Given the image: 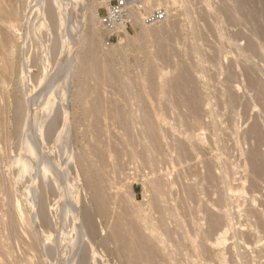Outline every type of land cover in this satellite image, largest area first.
<instances>
[{
  "label": "bare ground",
  "instance_id": "obj_1",
  "mask_svg": "<svg viewBox=\"0 0 264 264\" xmlns=\"http://www.w3.org/2000/svg\"><path fill=\"white\" fill-rule=\"evenodd\" d=\"M98 1L0 0V264H264V149L227 142L264 58V0H156L164 21L134 13L144 44L110 48Z\"/></svg>",
  "mask_w": 264,
  "mask_h": 264
},
{
  "label": "rangeland",
  "instance_id": "obj_2",
  "mask_svg": "<svg viewBox=\"0 0 264 264\" xmlns=\"http://www.w3.org/2000/svg\"><path fill=\"white\" fill-rule=\"evenodd\" d=\"M6 1V2H5ZM9 1V2H8ZM18 1V2H17ZM22 1H26V0H3V4H5V5H9L10 6V3H11V5L13 4V3H16V5H20L21 4V2ZM92 1V0H91ZM97 1V0H96ZM216 1L217 0H212V2H213V4H214V6H215V8H217L218 6H220L219 5V0H218V2L216 3ZM99 2V1H98ZM9 3V4H8ZM216 5H217V7H216ZM4 6V5H3ZM98 8H99V6H98ZM219 8V7H218ZM31 11V12H30ZM98 11H99V9H98ZM88 12V11H87ZM27 13H29V15L32 13V10H28V12ZM77 13H80L79 11H78V9H77ZM1 14V16L2 17H4V18H8V15L7 14H5L4 12H2V13H0ZM4 14V15H3ZM78 15H80V14H78ZM173 19H174V16L172 17ZM171 18V19H172ZM81 19H83L82 17H79L77 20H79V21H77V25L78 26H80L81 27V22L83 21V20H81ZM80 20H81V22H80ZM80 22V23H79ZM7 27H6V26ZM9 25L6 23V24H4V27L5 28H2V30H4V32H7L9 29V31L7 32V35L9 36V34L10 35H15V33L16 34H19L20 33V31H19V25L17 24H15V23H13V25H12V27H8ZM14 26H15V28H14ZM18 26V27H17ZM90 26V21H88V20H84L83 21V27H84V29H87L88 27ZM13 30H12V29ZM233 29V28H232ZM15 30V31H14ZM237 29L236 28H234V32L236 31ZM11 31V32H10ZM137 31H138V29L136 28V30L134 31V32H131L130 34H131V36H133V38L135 39L134 41H135V43H136V45L137 46H139V47H141V45H143L144 44V38H138V33H137ZM9 33V34H8ZM13 33V34H12ZM212 33H214V31L212 32ZM101 34H102V37H103V40L105 41V44H106V46H105V48H110V47H112V46H110V45H118L119 43H121V44H123L124 46H129L128 44H130L131 42L130 41H128V40H126V38L125 37H122V38H120L119 40H118V42H115L114 44H110V45H108L107 44V42H106V39H105V32L103 33V31H101ZM208 34V35H207ZM211 33L209 32H206V37L207 38H210V36L212 35H210ZM5 37H7V35H6V33L5 34H3ZM155 41V39H153V42ZM7 40L5 41V43L4 42H1L0 44H2V45H0V74L2 73L3 75H1V76H4L5 75V73H3V71H5L4 70V66L6 67V65H3V64H6V61H7V59L9 58L8 56H9V52H8V47L7 46H9V43H8V45H7ZM128 42H130V43H128ZM206 42V43H205ZM204 42V44H206L207 45V43H208V41L206 40ZM240 43L241 42H243L244 43V45H245V43H246V41H245V39L243 40V39H241L240 41H239ZM132 43H133V41H132ZM5 44V45H4ZM242 44V43H241ZM264 43H262V47H264V45H263ZM131 45V44H130ZM243 45V44H242ZM132 46V45H131ZM130 46V47H131ZM231 46V45H230ZM129 48V47H128ZM132 48V47H131ZM231 48V47H230ZM230 48H228L229 49V53H227L225 56L223 55L222 56V62H223V64L225 65H227V63H230L232 60H233V58L232 57H234V53L232 52L233 50L232 49H230ZM130 49V48H129ZM209 49V48H208ZM263 49V48H262ZM261 49V50H262ZM231 50V51H230ZM261 50H259V52L261 51ZM208 51V50H207ZM263 51V50H262ZM210 52V50L206 53V54H208ZM258 52V51H257ZM264 52V51H263ZM136 53V54H135ZM135 53H132V51H130V50H127L126 52H125V54L124 55H126L127 57H128V59H127V57H126V60H124V61H127L128 63H131V65H132V63L134 64L135 63V61H138L139 60V62H137V63H140L141 61L143 62V60L144 59H146L145 57H146V55L144 54V53H140V52H135ZM233 53V54H232ZM210 54V53H209ZM212 54V53H211ZM232 54V55H231ZM136 55V56H135ZM260 54L258 53V56H256L255 58H254V60L253 61H251L252 62V65L253 66H255V67H253L252 65V67L254 68V69H256V67L258 68V71H262V72H264L263 70H264V58H262V56L260 55ZM6 56V57H5ZM209 56V55H208ZM4 57V58H3ZM231 59V60H230ZM257 59V60H256ZM141 62V63H142ZM254 62V63H253ZM257 62V63H256ZM2 63V64H1ZM136 64V63H135ZM259 66H258V65ZM207 65H208V63H207ZM229 65V64H228ZM263 66V67H262ZM123 67V66H122ZM121 67V72L122 73H127V69H125L124 67V70H126V71H124L123 70V68ZM135 67V66H134ZM261 67V68H260ZM76 68H77V65H76ZM260 69V70H259ZM257 70V69H256ZM258 71H254L255 72V74H256V77H254V79L252 78H250V80H248V82H249V84H247V86H246V83H245V86L243 85V84H241V86L239 87V88H241V90L240 89H237L238 90V94H239V96L241 97V96H244L243 98L245 99H243V103H247V104H243L242 105V107H241V109H240V115L239 114H237L238 116H237V118H236V127H237V129H238V132H237V129H236V132H237V135H236V133L234 134V132H233V135H232V133H230V135L228 136V145H230L231 146V144H233V146H231V147H233V148H235L236 147V145H238L239 143V140L241 141L242 139L244 140H242L241 142L242 143H240V148H237V150H239V149H241V150H239V153H240V155L242 156H240L239 155V153H237L236 154V152H238V151H236L235 149H234V154L233 155H237V157L238 158H243V157H245L246 158V156L247 157H249L250 156V152H252L254 149H256L257 147H263V149H264V138H262V137H260V135L261 134H259V135H256L257 133L255 132L254 133V131H253V129L254 128H256L257 126L255 125V124H259L260 126H261V129H262V131L264 130V118H263V116H262V114H264V91H262V90H264V88L261 86L262 85V83H259V85L261 86H259L258 87V85H255V84H257L258 82H260V81H262L263 82V84H264V77H261V75H260V73L258 72ZM256 72H258V74H259V76H257L258 74L256 73ZM258 77L260 78V80L258 81ZM2 77H0V79H1ZM257 78V79H256ZM256 79V80H255ZM254 80V81H253ZM251 81V82H250ZM253 81V82H252ZM258 81V82H257ZM247 82V83H248ZM254 82H256V83H254ZM240 83H242V82H240ZM250 83H251V85H250ZM2 87V85L0 84V88ZM245 87V88H244ZM249 87V88H248ZM256 87V89H254ZM258 88V89H257ZM244 89V90H243ZM246 89V90H245ZM249 89V90H248ZM259 89H261L260 91H255V90H259ZM262 92V93H261ZM247 93V94H246ZM251 93H252V95H251ZM261 95H260V94ZM243 94V95H242ZM249 96V97H248ZM251 96V97H250ZM257 98V99H254V98ZM217 103V105H215L216 107H215V109H219V106H218V104H219V102H217L216 100H213V103H215V102ZM251 102H255L254 104L253 103H251ZM260 102V103H259ZM1 103H3L1 100H0V107H1ZM263 103V104H262ZM253 104V105H252ZM259 104V105H258ZM261 105V107H259ZM72 106V107H71ZM73 106H75V105H70V109L73 111L74 109V107ZM255 106V107H254ZM244 107V108H243ZM258 107V108H257ZM243 109V110H242ZM263 110V111H262ZM3 111V109L1 108V112ZM261 111H262V114H261ZM246 112V113H245ZM243 114V115H242ZM252 114V115H251ZM2 116H4L5 117V115H4V113H0V118H1V120H2ZM241 116V117H240ZM249 116V117H248ZM259 116H260V118H259ZM238 117L240 118L239 119V121H238ZM243 117V118H242ZM245 117V118H244ZM257 117V118H256ZM247 118V119H246ZM261 118H262V120H261ZM251 119V120H250ZM254 119H255V121H254ZM247 120H249V121H247ZM258 120H259V122H258ZM239 122V123H238ZM238 124H240L241 126L238 128ZM262 125H263V127H262ZM247 127V128H246ZM259 127V126H258ZM242 128V129H241ZM249 128V129H248ZM251 128V129H250ZM259 129H260V127H259ZM260 129V130H261ZM246 132H245V131ZM250 130H251V132H250ZM260 130H259V132H260ZM212 131V128L210 127V126H208V125H205V130H204V133L206 132L207 133V135H208V132H209V135H210V132ZM230 132H232V131H230ZM243 132V133H242ZM241 133V134H240ZM246 133V134H245ZM253 133V134H252ZM255 134V135H254ZM208 135V136H209ZM264 135V134H263ZM239 136V137H238ZM249 136H250V138H249ZM253 136V137H252ZM257 136L258 137H260L259 139L257 138ZM229 137H230V140H229ZM255 137V138H254ZM240 138V139H239ZM246 138V139H245ZM263 139V141H262V139ZM235 139H237V144L234 142V143H230V142H233V141H235ZM248 139V140H247ZM258 139V143H257V140ZM222 140H224V139H222ZM232 140V141H231ZM260 140L262 141L261 143H260ZM74 141H76V140H74ZM220 141V140H219ZM225 141V140H224ZM224 141H223V143H224ZM248 141V142H247ZM253 141H254V143H253ZM226 141H225V143H227ZM221 143H222V141H221ZM221 144L220 145V147H219V144H220V142L218 143H215V146L217 147L218 146V148H221V147H223L222 145H224V144ZM262 143H263V145H262ZM2 144V143H1ZM234 144H236L235 145V147H234ZM244 144V145H243ZM260 144V145H259ZM3 145V144H2ZM1 145V146H2ZM241 145H243V146H241ZM259 145V146H258ZM239 146V145H238ZM250 149H249V148ZM247 148V149H246ZM243 149H244V151H247L248 149V153L247 152H245L244 153V151H243ZM253 149V150H252ZM1 150V149H0ZM8 152L7 150H1L0 151V176H3V175H6V174H8L10 171H12L11 170V167L9 166V155L8 154H10L9 152L8 153H6V152ZM242 151H243V154H242ZM4 152V153H3ZM4 154V155H3ZM247 154H249V156L247 155ZM11 155H13V153L11 152ZM15 155V154H14ZM246 155V156H245ZM240 156V157H239ZM7 157H8V159H7ZM236 157V158H237ZM4 158V159H3ZM7 159V160H6ZM2 160V161H1ZM7 163V164H6ZM13 169V168H12ZM9 170V172L7 173V171ZM4 172V173H3ZM139 178H140V176H141V174H136ZM142 177V176H141ZM132 179H127L126 181H124V186H125V183L126 182H130ZM127 183V184H128ZM126 189V192H124L123 191V193L125 194L126 193V195L127 194H129L130 192H134L135 193V196L138 198V199H140V200H142L143 199V180H140V182H135L134 183V186L133 187H131V188H129V190H132V191H129L128 190V192L129 193H127V189L128 188H125ZM125 189H123V190H125ZM131 193V194H132ZM149 195V194H148ZM257 197H259V195L257 196ZM255 203V202H254ZM112 222H113V219H112V221H111V224H110V226L112 225ZM243 228V230H245L246 229V226H242L241 227V229ZM106 231L108 232L109 231V228H107L106 229ZM252 248V246H251V243L248 245V249L250 250ZM248 251V250H247ZM232 261V260H231ZM231 264H232V262H231ZM233 264H237L235 261H233Z\"/></svg>",
  "mask_w": 264,
  "mask_h": 264
},
{
  "label": "built area",
  "instance_id": "obj_3",
  "mask_svg": "<svg viewBox=\"0 0 264 264\" xmlns=\"http://www.w3.org/2000/svg\"><path fill=\"white\" fill-rule=\"evenodd\" d=\"M101 26L108 45L118 42L126 33L136 30L134 13L141 14V23L152 25L168 16L164 5H154L156 0H99Z\"/></svg>",
  "mask_w": 264,
  "mask_h": 264
}]
</instances>
